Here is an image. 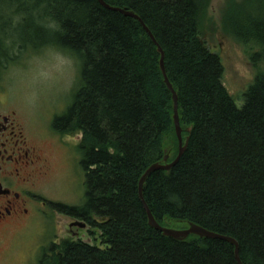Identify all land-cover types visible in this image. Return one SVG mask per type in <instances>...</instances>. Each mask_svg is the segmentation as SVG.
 Here are the masks:
<instances>
[{
  "label": "trees",
  "instance_id": "trees-1",
  "mask_svg": "<svg viewBox=\"0 0 264 264\" xmlns=\"http://www.w3.org/2000/svg\"><path fill=\"white\" fill-rule=\"evenodd\" d=\"M103 1L140 18L163 52L178 100L186 149L171 169L153 172L143 186L153 218L165 228L193 224L230 237L242 264H264V70L259 68L264 0L256 14L253 10L255 17L240 4L222 21L227 34L258 49L250 56L258 71L241 107L224 85L219 55L202 36L210 0ZM1 4L12 8L10 20L20 18L14 31L35 20L54 29L36 27L41 42L28 46L11 35L0 38V72L14 63L16 45L20 51L52 46L79 65L71 103L54 118V131L81 136L84 202L78 207L55 203L53 210L86 223L100 244L51 243L38 264H237L228 242L164 236L150 226L139 199L138 183L146 170L166 156L171 163L178 154L172 94L164 84L158 47L142 25L97 0ZM232 12L238 17L228 24Z\"/></svg>",
  "mask_w": 264,
  "mask_h": 264
},
{
  "label": "rangeland",
  "instance_id": "rangeland-1",
  "mask_svg": "<svg viewBox=\"0 0 264 264\" xmlns=\"http://www.w3.org/2000/svg\"><path fill=\"white\" fill-rule=\"evenodd\" d=\"M244 1L210 0L207 19L202 28V36L208 48L221 59L224 67V85L238 107L243 103L242 94L257 74L258 70L253 67L250 56L258 49L254 48L252 51L250 46L242 45L236 38L227 34L222 21L231 8L240 4L245 5L243 10L246 14L255 17L253 10L256 14L260 0L242 3ZM11 12V7L0 5L1 40L11 35L21 44L28 46L31 42H41L36 36V27L54 29V24L48 21L35 20L24 23L14 31L13 28L20 22V18L10 20ZM231 17H238V14L232 12L228 24L232 22ZM4 24L8 25L5 29ZM11 40H7L5 44L10 45ZM12 59L14 63L0 72V100L14 107L26 120L27 125L40 134H45L50 128L53 114L54 118L61 116L71 103L72 92L79 76V65L74 58L52 46H46L40 51H20L19 45H16ZM259 68L264 70V63ZM78 138V135L73 134L62 139L54 131V145L47 139L41 141L43 145L46 143V147H43L46 148L51 162L50 175L44 182L48 187L46 193L54 200V204L78 207L84 202L85 173L79 165L81 156L77 152L80 143ZM36 218L29 228L16 232V235L10 233L4 242L5 247L15 248L10 264H35L40 255L37 250L40 246L48 248L51 243L58 245L64 240L90 241L96 246L100 244L98 235H91L88 227L84 230L69 228L71 222L79 220L51 209ZM175 227L172 229L182 230L177 225Z\"/></svg>",
  "mask_w": 264,
  "mask_h": 264
},
{
  "label": "flooded vegetation",
  "instance_id": "flooded-vegetation-1",
  "mask_svg": "<svg viewBox=\"0 0 264 264\" xmlns=\"http://www.w3.org/2000/svg\"><path fill=\"white\" fill-rule=\"evenodd\" d=\"M56 134L62 139L68 136ZM42 139L54 145V114L47 133L40 134L14 107L0 100V264H10L15 254V248L4 246L10 233L16 235L29 228L36 217L50 209L54 211V200L48 197L44 183L50 175L51 162ZM44 247L47 248L37 249L40 255L35 264Z\"/></svg>",
  "mask_w": 264,
  "mask_h": 264
},
{
  "label": "water",
  "instance_id": "water-1",
  "mask_svg": "<svg viewBox=\"0 0 264 264\" xmlns=\"http://www.w3.org/2000/svg\"><path fill=\"white\" fill-rule=\"evenodd\" d=\"M97 1L99 2V4L103 8H105L107 10L114 11V12L120 13V14H122L124 16H127V17H130V18H133V19L137 20L142 25V27L144 28V30L148 34V36L156 44V42L154 41L151 33L144 26L143 22L140 20V18L137 15H135L132 12H128V11H126L124 9H120V8L109 6L103 0H97ZM157 47H158V52H159V54L161 56V58H160V69H161L162 75L164 77V83L166 84L168 90L172 94L173 122H174L175 134H176V137H177V140H178V154H177V157L175 158V160L173 162L167 163L169 157L166 156L163 159L162 163L153 164L146 170V172L141 176V178L139 180V183H138L139 199L141 200V202L143 204V207H144V210H145V212H146V214L148 216V220H149L150 226L152 228H154L155 230L161 232L164 236L171 237V238H173V239H175L177 241H184L189 236L194 235V236H198L200 238L217 239V240H222V241L228 242L231 245H233L234 248H235V258H236L237 264H242V262H241V260L239 258L238 244H237V242L234 239H232L230 237L221 236L219 234H215V233L209 232V231H207V230H205V229H203V228H201L199 226L193 225V224H188V228L182 229L180 231L173 230L172 228L162 227L155 221V219L153 218V216L151 215V213H150V211L148 209V206L144 202L143 186H144L147 178L155 171H159V170L168 171L169 169H171L180 160L181 156L183 155V153H184V151L186 149V142L183 143V139H182V136H181L182 130H181V127L179 125L177 96H176L175 91L173 90L172 85L169 83L167 75H166V71H165L164 63H163V60H164L163 52H162V50L160 49V47L158 45H157ZM78 139L80 140V137ZM69 228L70 229L75 228L77 230H84V229L87 228V225L83 221H75V222H73V223H71L69 225ZM88 243H90V241H88Z\"/></svg>",
  "mask_w": 264,
  "mask_h": 264
},
{
  "label": "bare ground",
  "instance_id": "bare-ground-1",
  "mask_svg": "<svg viewBox=\"0 0 264 264\" xmlns=\"http://www.w3.org/2000/svg\"><path fill=\"white\" fill-rule=\"evenodd\" d=\"M153 37V36H152ZM165 84V83H164ZM174 123V122H173ZM162 161V160H161ZM173 162V161H172ZM141 201V200H140ZM150 211V210H149ZM152 215V214H151ZM184 229V228H183ZM185 229H186V227H185ZM179 231V230H178ZM91 245V244H90Z\"/></svg>",
  "mask_w": 264,
  "mask_h": 264
}]
</instances>
